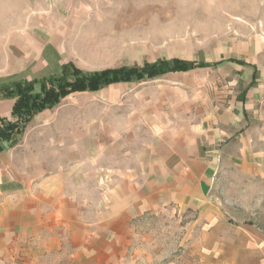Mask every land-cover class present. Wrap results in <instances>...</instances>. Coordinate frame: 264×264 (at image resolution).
I'll return each instance as SVG.
<instances>
[{
    "label": "crops",
    "instance_id": "1",
    "mask_svg": "<svg viewBox=\"0 0 264 264\" xmlns=\"http://www.w3.org/2000/svg\"><path fill=\"white\" fill-rule=\"evenodd\" d=\"M112 5L42 3L11 35L0 84L70 62L113 67H88L90 50L76 46L91 39L87 20L109 17ZM246 54L224 61L222 77L198 67L117 82L37 113L0 151V264H156L155 236L138 231L142 215L204 210L223 177L264 186V65ZM14 103L0 99V118Z\"/></svg>",
    "mask_w": 264,
    "mask_h": 264
},
{
    "label": "rangeland",
    "instance_id": "2",
    "mask_svg": "<svg viewBox=\"0 0 264 264\" xmlns=\"http://www.w3.org/2000/svg\"><path fill=\"white\" fill-rule=\"evenodd\" d=\"M67 1L0 0V58L8 56L11 35L35 8ZM102 1L113 3L109 17L87 20L84 33L91 39L76 44L81 51L90 50L88 67L142 66L179 58L209 64L201 66L207 67L204 72L222 77L221 67L229 63L224 61L249 58V51L264 65V0ZM249 43L250 49L243 51ZM241 180L223 177L204 210L165 207L142 215L138 231L155 236L156 264H264V186L235 183Z\"/></svg>",
    "mask_w": 264,
    "mask_h": 264
},
{
    "label": "trees",
    "instance_id": "3",
    "mask_svg": "<svg viewBox=\"0 0 264 264\" xmlns=\"http://www.w3.org/2000/svg\"><path fill=\"white\" fill-rule=\"evenodd\" d=\"M209 64L194 63L179 58L160 59L142 66L111 67L102 70H83L70 62L58 74L39 80H15L0 84V99L14 98L10 118H0V151L6 144L15 145L28 123L39 112L53 108L63 98L76 91H97L117 82L142 81L169 72L187 71ZM39 84L40 90H36Z\"/></svg>",
    "mask_w": 264,
    "mask_h": 264
}]
</instances>
